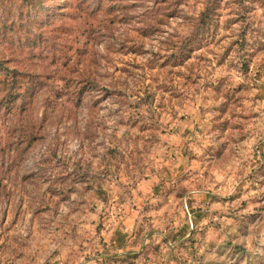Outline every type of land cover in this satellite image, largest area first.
<instances>
[{"label":"rangeland","instance_id":"obj_1","mask_svg":"<svg viewBox=\"0 0 264 264\" xmlns=\"http://www.w3.org/2000/svg\"><path fill=\"white\" fill-rule=\"evenodd\" d=\"M46 6L0 38V264H260L264 0Z\"/></svg>","mask_w":264,"mask_h":264},{"label":"trees","instance_id":"obj_2","mask_svg":"<svg viewBox=\"0 0 264 264\" xmlns=\"http://www.w3.org/2000/svg\"><path fill=\"white\" fill-rule=\"evenodd\" d=\"M102 3L103 0H99V4ZM46 9L42 0H0V38H15L17 35L26 38L30 31L40 27V19L45 15ZM18 40L22 41V38ZM3 68V61L0 60V71ZM5 70V79L9 80L11 74L9 69ZM4 100L7 104L13 100L9 91Z\"/></svg>","mask_w":264,"mask_h":264},{"label":"clouds","instance_id":"obj_3","mask_svg":"<svg viewBox=\"0 0 264 264\" xmlns=\"http://www.w3.org/2000/svg\"><path fill=\"white\" fill-rule=\"evenodd\" d=\"M56 0H42V3H44L45 5L49 4V3H55ZM75 2H78V0H75ZM91 2V0H90ZM46 11H49V12H57L58 9L56 8H51V9H46ZM261 256L259 257V260H260V264H264V249H261Z\"/></svg>","mask_w":264,"mask_h":264}]
</instances>
